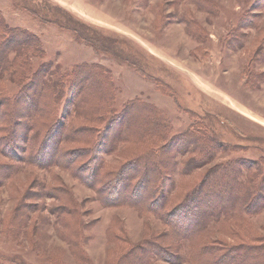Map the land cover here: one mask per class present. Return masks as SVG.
Returning <instances> with one entry per match:
<instances>
[{
    "label": "rangeland",
    "instance_id": "374dc122",
    "mask_svg": "<svg viewBox=\"0 0 264 264\" xmlns=\"http://www.w3.org/2000/svg\"><path fill=\"white\" fill-rule=\"evenodd\" d=\"M0 17L6 26L40 38L45 54L30 57L35 69L42 61L61 71L75 64L99 66L102 83L100 88L89 84V107L82 116L65 112L74 104L67 99L76 94L64 96L57 105L64 123L92 124L96 112L89 113L91 107L102 108L108 117L132 100L157 108L149 115L163 118L164 139L156 129H150L151 134L140 130L148 126L147 111L132 116L127 108L131 134L110 152L99 149L103 172L118 169L145 149L192 134L214 137L217 150L188 172L181 170L184 163L201 158L199 152L174 155L177 166L168 208L180 203L195 184L207 186L217 167L232 160L246 167L241 168L243 182L264 185L258 176L259 169L264 170L263 0H0ZM8 73L0 78V90L13 93L17 84ZM6 180L0 186V264H123L136 245L167 233L166 223L154 213L129 205L106 207L93 189L60 168L22 165ZM44 185L65 193L35 197L46 191ZM33 203L40 207L22 219L20 206ZM212 203L216 200L209 196L207 204ZM58 204L67 209L54 213ZM182 220L180 216L179 223ZM208 227L192 247L180 248L178 262L159 253L161 258L151 264H196L191 255L213 240L231 245L255 238L258 244L264 242V205L255 214L223 217Z\"/></svg>",
    "mask_w": 264,
    "mask_h": 264
},
{
    "label": "trees",
    "instance_id": "16d2710c",
    "mask_svg": "<svg viewBox=\"0 0 264 264\" xmlns=\"http://www.w3.org/2000/svg\"><path fill=\"white\" fill-rule=\"evenodd\" d=\"M260 4H263L262 1ZM1 18L0 78L9 72V79L17 84V89L13 93L4 87L0 90V153L4 156V160L0 161V186L5 179L9 181L22 165L38 169L56 167L68 171L93 189L97 199L106 207L129 205L139 211L154 213L166 223L167 233L136 245L133 252L125 257L126 263L124 260L121 262L123 264H151L152 260L161 258L159 253L165 254L166 260L178 262L182 258L180 248L192 247L209 225L220 222L223 217L255 214L262 208L264 202L256 204L253 201L264 200L262 181L255 186L252 180L243 182L240 179L241 168L246 167L238 162L235 164L237 160L219 165L215 176L207 178V186L195 184L180 203L168 208L177 166L174 155L187 150L199 152L201 158L184 163L181 170L188 172L199 160L213 157L217 150L214 137L177 136L157 148L137 153L114 171L103 172L104 161L99 149L110 152L119 143L128 140L131 134L133 127H126L125 121L127 108H131L132 116H142L143 111H147L148 126H139L140 130L151 134L153 131L150 129H156L164 139V127L160 126L163 118L158 114L154 118L149 115L157 108L147 103L139 105L132 100L122 111H112L108 117L102 108L91 107L88 112H96L92 124L76 126L72 121L64 123L58 117L57 105L64 96L67 99L68 95L76 94L74 99L73 96L71 100L67 99L69 104L72 100L74 104L65 112L82 116L89 107L88 95L92 93L89 84L93 82L100 88L99 66L75 64L65 72L50 61H42L35 69L30 57L41 59L45 54L40 38L24 28L6 26ZM11 54L16 56L11 58ZM101 88L102 95L107 96ZM95 121H98L97 124ZM104 122V128L99 129ZM111 131L114 132L109 136ZM259 172L258 176L264 179V170L259 169ZM44 188L46 191L35 193V197L43 199L41 196L47 194L59 198L65 193L53 192L58 188L49 185H44ZM209 196L214 197L216 203L207 204ZM39 207L34 203L30 207L20 206L22 219L28 216L30 210ZM167 208L169 210L165 212ZM65 209L64 204H58L52 211L63 213ZM180 216L182 223L178 221ZM166 217L168 220H165ZM164 237L165 242L161 239ZM258 242L259 239L255 238L251 243L231 245L213 240L195 251L191 260L196 264H264V242Z\"/></svg>",
    "mask_w": 264,
    "mask_h": 264
}]
</instances>
